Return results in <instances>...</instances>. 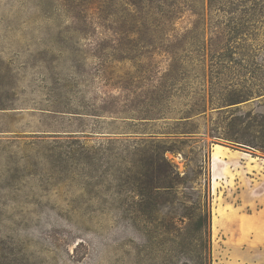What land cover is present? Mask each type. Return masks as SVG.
<instances>
[{
	"label": "rangeland",
	"instance_id": "rangeland-1",
	"mask_svg": "<svg viewBox=\"0 0 264 264\" xmlns=\"http://www.w3.org/2000/svg\"><path fill=\"white\" fill-rule=\"evenodd\" d=\"M263 147L264 0H0V264H264Z\"/></svg>",
	"mask_w": 264,
	"mask_h": 264
},
{
	"label": "trees",
	"instance_id": "trees-1",
	"mask_svg": "<svg viewBox=\"0 0 264 264\" xmlns=\"http://www.w3.org/2000/svg\"><path fill=\"white\" fill-rule=\"evenodd\" d=\"M251 94H244L238 97H232L228 99L226 102L228 104H234V103H239L242 102L246 99ZM254 125H247L245 126V130L251 128ZM234 127H237L234 125ZM188 132V131H185ZM220 135H216L217 137H222L227 140H230L232 142L236 143H243L245 145H252V141L248 134L245 132L244 135L241 137L235 136L233 133H219ZM264 148V147H263ZM168 150V149H166ZM264 151V149H263ZM162 160L164 165L167 168H164L159 171V174L161 175V178L164 180V183L166 184L165 187L173 188V187H178L182 186L184 190L190 189L193 194L195 195V201L194 203L189 207L187 204L184 205L186 207L185 214H188L187 217L189 218V225L194 229L198 236V240L201 246V249L204 250V259L209 261L210 258V250H211V243H212V221H213V213H212V208H211V203L209 201V194H208V189H207V184L205 179L199 178V175L197 177V181L195 183L197 185H187L188 184V176L186 175H181L178 171H171L172 168L170 169V162L168 159L163 155ZM169 167V169H168ZM175 171V174H174ZM173 172V173H172ZM173 174V175H172ZM188 208V209H187ZM209 264V263H208Z\"/></svg>",
	"mask_w": 264,
	"mask_h": 264
}]
</instances>
